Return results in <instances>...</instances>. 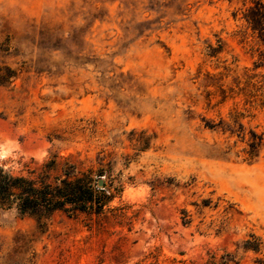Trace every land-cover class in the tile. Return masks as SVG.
I'll return each instance as SVG.
<instances>
[{
  "label": "rangeland",
  "instance_id": "obj_1",
  "mask_svg": "<svg viewBox=\"0 0 264 264\" xmlns=\"http://www.w3.org/2000/svg\"><path fill=\"white\" fill-rule=\"evenodd\" d=\"M251 2L0 0V65L15 71L0 83V160L74 154L112 192L98 216L0 207V264L264 258V40L241 16ZM252 133L261 144L243 159ZM249 234L258 251L241 248Z\"/></svg>",
  "mask_w": 264,
  "mask_h": 264
},
{
  "label": "trees",
  "instance_id": "obj_2",
  "mask_svg": "<svg viewBox=\"0 0 264 264\" xmlns=\"http://www.w3.org/2000/svg\"><path fill=\"white\" fill-rule=\"evenodd\" d=\"M242 18L252 32L264 40V0H252L243 8ZM15 71L0 65V83L9 80ZM232 132L231 130H229ZM241 148L243 159H251L261 144L262 134L255 133ZM8 161L16 169L6 166ZM101 167L93 168L74 154L58 155L50 153L39 161L32 158L0 160V207L14 208L19 213H27L46 218L51 212L61 210L75 216L83 213L98 216L103 212L105 202L112 192L96 184ZM242 249L258 251L260 240L253 234L241 241ZM255 264H264V258H254ZM236 263L234 252L224 251L218 256L208 255L206 264Z\"/></svg>",
  "mask_w": 264,
  "mask_h": 264
},
{
  "label": "water",
  "instance_id": "obj_3",
  "mask_svg": "<svg viewBox=\"0 0 264 264\" xmlns=\"http://www.w3.org/2000/svg\"><path fill=\"white\" fill-rule=\"evenodd\" d=\"M96 184L101 187L102 181L100 177L97 179Z\"/></svg>",
  "mask_w": 264,
  "mask_h": 264
},
{
  "label": "bare ground",
  "instance_id": "obj_4",
  "mask_svg": "<svg viewBox=\"0 0 264 264\" xmlns=\"http://www.w3.org/2000/svg\"><path fill=\"white\" fill-rule=\"evenodd\" d=\"M3 151V150H2Z\"/></svg>",
  "mask_w": 264,
  "mask_h": 264
}]
</instances>
